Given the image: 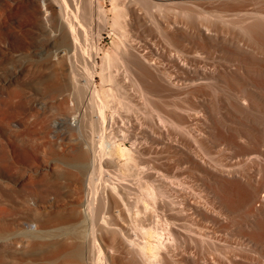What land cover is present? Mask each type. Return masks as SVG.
Instances as JSON below:
<instances>
[{
  "label": "bare ground",
  "instance_id": "obj_1",
  "mask_svg": "<svg viewBox=\"0 0 264 264\" xmlns=\"http://www.w3.org/2000/svg\"><path fill=\"white\" fill-rule=\"evenodd\" d=\"M128 2L54 0L60 19L41 51L51 60L20 50L21 73L52 98L64 95L56 108L73 110L71 96L87 98L83 111L72 119L65 114L70 135L86 121L95 128L88 147L69 149L73 170L54 153L50 168L42 161L36 179L20 180L13 171L20 151L0 157V245L7 252L0 264H27L34 253L41 264H111L97 241V223L112 234L108 253L122 249L135 264H172L179 253L181 264H264V9L237 16L184 10L172 38L191 46L171 53L136 47L131 32L142 17ZM107 26L114 45L103 49L99 31ZM214 52L243 60L199 63ZM121 74L140 96L141 112L128 101ZM185 96L193 100L185 103ZM62 227L71 228L75 242L88 238L87 249L82 241L60 243ZM118 234L123 241L116 245Z\"/></svg>",
  "mask_w": 264,
  "mask_h": 264
},
{
  "label": "rangeland",
  "instance_id": "obj_2",
  "mask_svg": "<svg viewBox=\"0 0 264 264\" xmlns=\"http://www.w3.org/2000/svg\"><path fill=\"white\" fill-rule=\"evenodd\" d=\"M122 1L123 3H125V1L126 3H130L128 1H134V6L137 7L141 17L143 18H141V22L143 25H137L136 28L138 29L135 28V30L131 32V38H133L132 42L136 45V47L139 50H144L146 46H148L149 48L152 46H157L160 50H167V52L171 51V53H174L176 49L179 48V45H183L184 47L191 46L187 42L176 44L172 38L173 22L176 20L181 21L183 18L185 20L187 12L188 14H192L191 12L195 14H203L209 12L213 15L225 13L232 16V14L236 15V13L242 14L244 12L246 13L247 11L252 12L255 10L257 11L260 9H264V1L262 0ZM105 5L107 9L111 7L109 1H106ZM184 10L185 12L186 10L188 11L186 13H182L184 12ZM111 14L112 13H109V15ZM182 14L185 17H183ZM56 19H60V15L57 6L54 3V0H0V139H3L4 142H6L4 143L2 142V140L0 142V144L3 146L2 149L4 150L2 151L0 145V157H2L5 152V154L3 155L5 157L7 155V157L4 159L5 161L8 159V157L10 158L9 154L17 156L20 151V153L18 154V158L20 159V163H18L19 169L17 168L16 170H13L14 173L16 172L15 174L16 176L18 175L17 177L20 180L36 179V177L38 176V165L43 161L44 163H47L50 168V165H53V160L56 157L57 153V157L59 158L60 154V157H62L63 159L64 163H62V165L65 166V164H67L66 166H70L69 159H71L72 156L69 153V149L75 146L77 143H82L85 145V147H88V136L90 135L91 129L95 128L94 124L89 127V122L86 121L85 127H82L79 130H74V135H70L69 131L67 130L66 124L63 123L65 114L72 113L71 117H69L72 119V117L77 114V112H81V110H84V106H86V104L84 103L87 102V100L85 102V99L87 98L81 100V102L83 101L81 104V102L78 101L76 97H74L75 95L71 96L72 98H69L68 103L70 106L75 105L73 110L68 109L67 105H61L62 107L56 108V102L59 103V98H63L64 95H58L57 97L52 98L50 95L42 91L44 86L41 83L34 81L31 76H25L20 71V67H22L24 58H22L23 55L20 54L21 51H31L34 57L32 56L31 52H27V55L30 54L29 56L35 58L36 60L39 59L40 56H44L41 55V51H44L43 49H45V45L49 41H52L55 37L53 23L56 21ZM154 20L159 25H156L157 23H155ZM220 20L221 19H219V23L221 24ZM99 34L102 48H112L114 45V34L112 33L111 28L109 26L102 28L100 29ZM25 45H28L29 47L27 46V48L25 47ZM36 50H39L40 52ZM102 54L103 52H101V55ZM101 55H98L96 59L98 65L101 64ZM226 55L221 54V52H214V54H212L211 56L201 58L199 60V63L206 62V64L210 65L211 63L213 64L224 62L225 60H228L230 56V60L235 59L232 62L243 60L238 56L234 57L230 54ZM45 57L51 60V56L45 55ZM45 57H40V60L47 62L48 59H45ZM236 57L239 60H236ZM157 60L169 72L173 73L174 75L176 74V72H174L175 68L171 65L170 61L165 56L160 55L158 56ZM247 60L249 61L250 59H244V61L248 62ZM82 63L83 62L81 60L78 61V66L80 69H82L84 65V63ZM10 72H15V75H11ZM251 73L252 72H250L249 74ZM256 74L257 73H255L254 75L253 72V74L251 75L256 76ZM120 77L119 78L122 80L123 85L128 89V101L131 102L134 109L141 112L140 107L142 104L140 103V96H138V93L135 90L133 91L132 88L134 87V85H131L129 81H125L126 76H124L123 74H121ZM28 78H32V80ZM100 83L101 78L97 76V84L99 85ZM16 91L18 92V94L15 95ZM189 97L190 96H185L183 98V100H185L186 98L185 103L189 104V101L193 100L189 99ZM75 100L76 102L78 101V104L75 102ZM79 106L81 107L79 108ZM146 108H148V106H146ZM147 110H149V108ZM147 120L149 119L147 118ZM143 140L144 139L141 138L140 141H142V143H140L142 144L143 148H145L144 145H146V143L148 142H145V140ZM125 144L127 146H131V142L129 140H126ZM11 146L13 148L16 146V148L13 149ZM7 147H9V149ZM6 148L8 151L6 150ZM147 148L148 145L146 146L145 151H149V149L147 150ZM15 151L18 152L15 153ZM146 153V155L144 156L146 158L148 156L149 158L151 154L148 152ZM148 158L146 160H150ZM31 164L33 166V169H30ZM69 168H72V166H70ZM69 168L65 167L66 170H68ZM73 169L74 168L70 170ZM15 189L13 190V192L16 193V195L21 194V186H18ZM192 189L193 188L191 187L190 190L199 195L198 189ZM133 192L131 189V194L133 193L136 196L137 193L135 192L137 191L133 190ZM130 198H132V196L128 197V199ZM133 198L130 200H133ZM144 223H146V220ZM97 224V241L101 244V246L104 247V251L107 253L106 256L109 262L111 264H135L127 258L125 252H123L121 248L120 251H115L111 255L108 253L105 245L109 243L112 234L109 231H105L106 229L104 230V227L100 225L101 223ZM121 225L126 227V223H121ZM86 227L87 226H85L84 229ZM65 229L67 231L64 230L63 227L61 228V231L64 232V236L59 237L60 243L66 244V246L70 247L77 241L78 243L82 241V243H84L83 245H85V248L87 249L88 238L85 237V240L82 238L83 240L81 239L80 241V238H78L75 242L76 237L71 236L73 234L71 228L65 227ZM138 229H140V227H138ZM135 233L136 231H133L134 237H136ZM115 239L116 245L120 244L123 241V236H120L118 234L116 235ZM0 247V258L3 259L6 257L7 252H4L2 245H0ZM194 253V256L196 258L197 256H201V252H192V254ZM179 254H176L174 256L175 259H179H174L172 261V264H181L180 261L183 259L180 256L181 254ZM37 255L38 254L34 253L31 259H26L27 264H41L38 263L39 260L37 258Z\"/></svg>",
  "mask_w": 264,
  "mask_h": 264
}]
</instances>
